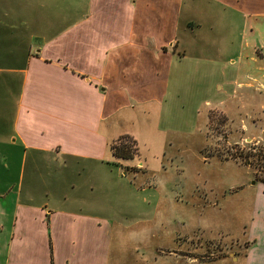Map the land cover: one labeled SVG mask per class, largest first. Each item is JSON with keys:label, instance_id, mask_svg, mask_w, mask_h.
Here are the masks:
<instances>
[{"label": "crops", "instance_id": "obj_1", "mask_svg": "<svg viewBox=\"0 0 264 264\" xmlns=\"http://www.w3.org/2000/svg\"><path fill=\"white\" fill-rule=\"evenodd\" d=\"M188 47L194 62H222L234 93L264 92V0H0V264H110L118 223L99 201L91 213L68 199L77 187L65 191L59 170L82 174L67 163L135 140L114 119L159 117ZM262 185L240 264H264Z\"/></svg>", "mask_w": 264, "mask_h": 264}, {"label": "rangeland", "instance_id": "obj_2", "mask_svg": "<svg viewBox=\"0 0 264 264\" xmlns=\"http://www.w3.org/2000/svg\"><path fill=\"white\" fill-rule=\"evenodd\" d=\"M191 48L173 59L159 117L138 109L136 119H114L116 134L135 137L132 159L112 157L116 136L105 159L67 163L86 168L82 174L59 170L65 191L77 187L68 199L84 198L91 213L99 201L118 223L110 264H240L247 253L253 198L263 187L264 92L234 93L222 62H194Z\"/></svg>", "mask_w": 264, "mask_h": 264}, {"label": "trees", "instance_id": "obj_3", "mask_svg": "<svg viewBox=\"0 0 264 264\" xmlns=\"http://www.w3.org/2000/svg\"><path fill=\"white\" fill-rule=\"evenodd\" d=\"M124 139L128 141L127 144L123 143ZM137 150L135 140H132L128 136L118 138L117 141L110 146L111 155L115 160H130L133 158V155L135 154V151L137 152ZM261 183L264 184V170Z\"/></svg>", "mask_w": 264, "mask_h": 264}]
</instances>
